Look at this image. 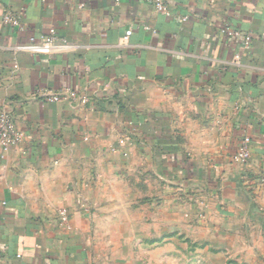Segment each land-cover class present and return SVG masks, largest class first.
Returning <instances> with one entry per match:
<instances>
[{
  "label": "crops",
  "instance_id": "0c3cea01",
  "mask_svg": "<svg viewBox=\"0 0 264 264\" xmlns=\"http://www.w3.org/2000/svg\"><path fill=\"white\" fill-rule=\"evenodd\" d=\"M166 1L175 16L148 0H0V109L25 132L0 148V264H107L94 158L149 161L166 193L190 194L201 214H264V0ZM9 8L24 29L4 23ZM226 23L251 34L248 48ZM51 28L75 47L23 48ZM62 87L89 102H42Z\"/></svg>",
  "mask_w": 264,
  "mask_h": 264
},
{
  "label": "rangeland",
  "instance_id": "374dc122",
  "mask_svg": "<svg viewBox=\"0 0 264 264\" xmlns=\"http://www.w3.org/2000/svg\"><path fill=\"white\" fill-rule=\"evenodd\" d=\"M120 164L110 168L97 158L87 163L88 173H94L93 188L105 190L90 197L107 205L101 212L108 226L98 244L107 264H264V214L259 206L201 214L195 197L166 193L167 181L153 175L149 161ZM246 194L247 202L258 203L260 195L252 189ZM183 204L188 206L185 211Z\"/></svg>",
  "mask_w": 264,
  "mask_h": 264
},
{
  "label": "built area",
  "instance_id": "2783aa9c",
  "mask_svg": "<svg viewBox=\"0 0 264 264\" xmlns=\"http://www.w3.org/2000/svg\"><path fill=\"white\" fill-rule=\"evenodd\" d=\"M156 9L157 12L166 16H175L170 10L166 0H148ZM183 20H187L189 15L182 16ZM3 21L5 24L11 27H17L24 29L19 15L11 8L6 9L3 13ZM222 33L232 38H242L245 47H249L252 42L251 34L245 33L239 28L226 23L222 29ZM131 30H128L124 35V40L129 38ZM75 47L66 38L61 37L56 29L51 28L49 32L40 37L30 36L27 43L23 48L33 51L35 53H53L58 51H66ZM41 93V91H40ZM42 102L44 103H59V102H72L78 105H86L89 102V97L86 94H81L79 91L70 88L49 89L43 91L41 94ZM25 138V132L18 127L11 112L6 109H0V148L3 150H9L10 148L17 146ZM251 137L245 135L240 143L236 158L240 162H247L250 157ZM60 216L67 222L69 219V213L67 209H61L59 211Z\"/></svg>",
  "mask_w": 264,
  "mask_h": 264
}]
</instances>
